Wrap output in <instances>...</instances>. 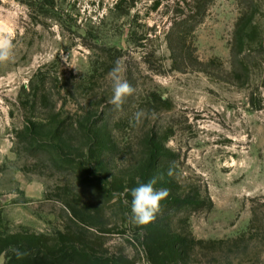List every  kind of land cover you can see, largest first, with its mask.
Segmentation results:
<instances>
[{
  "label": "rangeland",
  "instance_id": "obj_1",
  "mask_svg": "<svg viewBox=\"0 0 264 264\" xmlns=\"http://www.w3.org/2000/svg\"><path fill=\"white\" fill-rule=\"evenodd\" d=\"M193 1L0 0L13 42L0 63V264L1 238L15 235L121 264H264V0H201L200 22L174 31L199 62L185 69L168 34ZM117 64L134 89L119 109L108 102ZM44 89L60 121L89 117L103 148L75 132L65 143L44 132L38 156L18 144L24 118L51 116V99L33 108ZM157 142L173 156L171 184L154 186L169 190L162 201L204 207L159 211L152 244L125 194ZM167 232L187 239L179 260Z\"/></svg>",
  "mask_w": 264,
  "mask_h": 264
},
{
  "label": "trees",
  "instance_id": "obj_2",
  "mask_svg": "<svg viewBox=\"0 0 264 264\" xmlns=\"http://www.w3.org/2000/svg\"><path fill=\"white\" fill-rule=\"evenodd\" d=\"M192 4H188L189 11L182 12L176 16L173 21L172 31L168 34V44L171 51L172 58L177 65L186 69L187 67H194L198 64V59L194 56V53L185 50L186 39L183 36V33L177 32L174 33L175 29L181 26H187L190 22H200L202 17L204 16L206 4L201 2V0H195L191 2ZM177 44V45H176ZM235 59V57H234ZM196 63V64H195ZM46 89V88H45ZM42 92L37 90L33 94V108L35 109V105L43 103V105L48 104V101L51 99H46V90ZM60 95L62 90H57ZM23 93L20 98L24 97L26 100L30 96V93H27L26 89H23ZM50 93V91H49ZM24 95V96H23ZM52 95V94H51ZM54 96V95H52ZM24 99V100H25ZM23 100V102H24ZM50 101V118L47 120H43L36 117H26L23 121V127L19 130L17 142L18 144L24 145L25 149L29 150L34 156H38L45 152L42 146H39L44 138L49 135L52 142L55 143H65L71 134V132L80 133L84 136L86 141V145H88V149L90 151L95 150L96 148L101 149L103 145H105V140L98 136L97 134L100 131H96V124L89 123L86 125L85 121H88V118H84L82 122L79 119L78 122H74L73 119L60 121V113H56L57 111V103L54 102L53 99ZM49 131L44 137V132ZM98 132V133H97ZM102 138V139H101ZM155 144L158 139L155 137L151 139ZM149 149V155L147 157L146 163L140 168V176L139 180L134 177L131 179V182L126 191L125 197L128 201V204L131 206V195L130 189L138 186V181L142 183H147L153 176V173L159 172L158 176H160L159 182L161 186L170 185L172 182L171 177L168 178L166 175L168 170H170V165H172L171 154L165 153L164 147H162V142H157L156 145L147 146ZM63 158V157H62ZM65 159V158H63ZM166 173V174H165ZM155 175V174H154ZM157 178V176H156ZM212 205V203H210ZM204 204L203 201H190L183 199L180 195H177L173 202L170 201H161L159 211H163V213H169L170 211L176 209H190L191 211H197L203 209ZM148 232L146 234V238L150 241V243H156V239H162L164 233V228L161 225H157L155 221L147 225ZM167 240L169 242V249L173 254L175 259H180L183 257L184 253L182 247L187 246V239L180 238L175 236V234H171L167 232ZM15 240L13 245L7 244V239L1 238V242L3 244V252H5L6 262L3 264H121L119 261L113 260H104L96 258L90 255L86 250L80 249L76 245H65L59 248H47L44 243H36L34 240H38L33 237H22L20 235H15L11 237ZM10 238V239H11ZM194 242L195 240L192 239ZM202 244L203 242H196ZM168 249V248H167ZM151 254L154 252H150Z\"/></svg>",
  "mask_w": 264,
  "mask_h": 264
},
{
  "label": "clouds",
  "instance_id": "obj_3",
  "mask_svg": "<svg viewBox=\"0 0 264 264\" xmlns=\"http://www.w3.org/2000/svg\"><path fill=\"white\" fill-rule=\"evenodd\" d=\"M13 42L12 38L5 34L3 28H0V63L7 62L12 57ZM121 68L117 64L109 73L112 80V96L108 101L117 109L124 102V98L131 95L133 87L127 80L120 75ZM141 113L135 114L137 121ZM157 178H151L147 183L138 181V186L130 189L131 195V221L138 226H147L156 219V214L160 210L161 201L164 200L169 190L167 188L154 187Z\"/></svg>",
  "mask_w": 264,
  "mask_h": 264
}]
</instances>
